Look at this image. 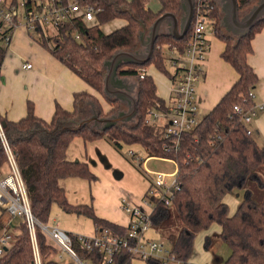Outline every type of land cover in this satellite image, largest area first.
I'll return each instance as SVG.
<instances>
[{
    "label": "trees",
    "instance_id": "obj_1",
    "mask_svg": "<svg viewBox=\"0 0 264 264\" xmlns=\"http://www.w3.org/2000/svg\"><path fill=\"white\" fill-rule=\"evenodd\" d=\"M60 1L67 3L69 0ZM150 1L78 0L81 7L95 10L94 19L87 20L82 14L75 15L51 29L48 37L37 32L38 41L101 93L111 107L105 112L96 95L79 91L74 94L72 110L58 103L51 120H46L36 114L34 103L29 101L23 117L17 120L0 119V171L8 163V153L4 147L6 140L15 157L35 219L34 235L41 264H63L55 257L58 246L43 228L49 221L53 203L66 212L91 218L98 233L109 229L116 235L124 236L128 232V224L123 226L99 216L92 204L71 203L60 185V179L66 177H81L89 181L97 179L88 162L67 158L69 144L77 136L85 141L104 138L117 147L139 144L148 156L176 161L180 188L174 192L170 203L166 204L150 195L151 186L145 195L155 204L151 212L153 228L163 232L160 234L167 240L171 254L183 264H191L189 260L194 252L196 236L214 223L221 227L219 237L231 249L222 264H264V146L248 133V127L240 116L234 114L235 104L248 110L256 103L249 94L256 88L259 76L249 63L248 56L253 52V38L264 28V17L245 36L238 38L224 27L219 0H206L209 4L206 12L214 35L225 42L221 56L239 76L201 122L183 132L177 145L164 136L161 126L146 122L149 111L164 109L167 101L158 95L151 75L141 76V68L154 64L170 76L168 61L158 46L174 42L182 47L190 35L194 19L182 39L169 34L164 23L148 62L122 63L118 67L117 77L134 86L132 92L137 98V114L133 120L120 121L106 129H99L93 122L75 127L79 120L89 117L94 111L100 117H106L128 109L126 101L105 92V61L119 51L143 50V26L149 32L162 14H183V0H159L158 10L149 6ZM237 1L243 15L258 0ZM115 19L125 20V23L111 32H105L102 26ZM7 49L0 40V67ZM237 188L244 189V195L231 215L224 198ZM16 220L15 229L13 227L6 232L8 243L0 255V264H34L35 243L27 217L22 215ZM176 223L179 224L178 228H175ZM69 234L81 261L91 264H132L133 257L126 249L115 252L112 262H109L104 250H87L82 247L76 234ZM210 245L208 236L205 246L209 248ZM147 263L161 264V261L151 258Z\"/></svg>",
    "mask_w": 264,
    "mask_h": 264
},
{
    "label": "crops",
    "instance_id": "obj_2",
    "mask_svg": "<svg viewBox=\"0 0 264 264\" xmlns=\"http://www.w3.org/2000/svg\"><path fill=\"white\" fill-rule=\"evenodd\" d=\"M156 1L157 3H149L154 10L160 8V1ZM117 20L121 22L116 28H119L125 23V20L122 19H115L112 23L118 22ZM165 26L166 28L168 26L166 22ZM30 33L31 31L22 25L15 30L12 41L7 49L5 59L0 67V119L8 118L10 120H17L23 117L27 113L28 102L32 101L35 105L36 114L46 120H51L58 103L66 109H73L74 94L79 91H88L96 95L101 101L104 109H110V104L101 93L87 83L75 71L57 59L50 49L34 40ZM209 43L210 49L205 64V74L198 82L196 89L199 111L203 108L212 109L231 88L239 76L235 68L221 56L225 48V42L214 35L211 40L209 39ZM252 44L253 52L249 54L248 61L259 76V82L254 92L256 94L255 100L261 102L264 101V28L255 35ZM29 62L32 63L33 66L31 68H24L23 64ZM145 68L147 69V74L153 77L157 85L158 95L168 101L171 96L172 87L170 76L160 71L154 64H150ZM247 126L252 130V135L256 140L264 146V112H260ZM102 140H104V138L85 141L80 136L75 137L69 144L67 158L69 160L86 161L90 164L91 169L97 173L104 168V170H106V177L109 176L108 178L110 180L116 181L115 183H110L112 187H115L118 182H121L120 179H122L125 174L118 169V167H120L119 164L113 163V161L111 162L110 160V155L114 153V149L112 148L110 153L107 154L106 152L110 150L111 146L109 143L103 142ZM124 145L128 147L130 155L131 151H134L143 157L137 159L132 156L138 161L146 173L150 175L147 170L150 169L147 163L154 157L148 156L145 149L139 144ZM155 159L165 160L162 158ZM1 171L6 174L5 167L2 168ZM142 178L140 174V181L138 180L137 184L134 183V187L135 185L136 187L133 188L131 192L132 199L130 198L138 204H144L146 199L145 194L151 186V183L147 181V179ZM97 181L98 177L93 181L81 177H66L60 179V185L65 189L67 198L71 203H90L99 216L126 226L129 222V217L121 207L120 197L122 191L120 188L117 189L118 197L114 205L109 203V207L100 206V213L96 210L98 203L94 199L96 196L94 197L92 194V185L97 183ZM116 188L117 187H115V191ZM93 189L94 192H96V186ZM224 200L229 205L230 214L232 215L237 210L242 198H240L239 192L235 193V191H232L226 194ZM16 219L12 218L7 212L0 208V238L6 236L8 229L13 227L15 229L14 223L17 221ZM46 226H58L68 233L76 235L93 236L97 234L96 227L91 218L73 212H66L56 203L52 205L51 215ZM220 231L221 227L218 224H213L208 230L202 231V233H205L206 236H210L212 232L214 236L218 237ZM149 235L159 237L160 233L153 228ZM51 241L53 240L51 239ZM198 245L200 246V241ZM208 252H202L200 254L196 248L195 241L194 252L189 263H223L224 258H220L219 261H217L214 259L213 254ZM55 257L59 261L62 259L64 262L61 263L63 264H73V262H76L74 264H81L78 259L74 258L69 252L63 250L59 246L58 253Z\"/></svg>",
    "mask_w": 264,
    "mask_h": 264
},
{
    "label": "built area",
    "instance_id": "obj_3",
    "mask_svg": "<svg viewBox=\"0 0 264 264\" xmlns=\"http://www.w3.org/2000/svg\"><path fill=\"white\" fill-rule=\"evenodd\" d=\"M196 3L198 5L193 17V28L184 45L179 47L174 42H167L158 46L170 66L171 96L164 109H151L146 118L147 123L161 126L164 129V136L170 139L174 145L179 143L183 132L193 129L202 120L198 116L199 105L196 99V89L198 82L205 74V64L210 49L208 25H211V21L206 12V8L209 6L207 1L196 0ZM21 8L23 9L21 12L23 26L31 32H41L45 37L50 35L51 29L75 15L82 14L87 20H92L95 16V10L92 7H81L78 0H69L67 3H62L60 0H0V40L7 48L15 30L21 25L19 21ZM76 38L79 39L78 34H76ZM32 66L30 62L23 64L24 68ZM146 74L147 69L141 68V76ZM249 95L255 100L254 90ZM260 112H264V101H256L255 105L248 110L239 104L234 105V114L240 116V120L246 126ZM0 131L2 133L1 121ZM248 133L252 134L250 128H248ZM4 147L8 153L10 170L6 174L0 171V208L14 219L22 215L27 217L35 243V261L37 264H41L34 235L35 219L30 210L25 185L6 140ZM131 156L137 159L143 158L134 151H131ZM151 157L169 160L175 164V168L171 172L147 169L152 176L149 194L169 204L174 192L180 188L177 163L173 159ZM154 205L148 196L144 204L135 203L129 197H125L121 201V207L129 217L126 235H116L109 229H105L93 236L77 235V239L87 250L95 248L104 250L109 262H112V255L115 252L126 249L131 253L133 259L148 261L153 258L160 260L161 264H183L181 260L171 254L170 247L165 240L149 235L153 229L151 212ZM43 228L56 245L69 252L81 264H91L89 261H81L78 258L73 248L72 237L67 231L58 226L47 227L44 225ZM7 243L8 237L2 236L0 238V255Z\"/></svg>",
    "mask_w": 264,
    "mask_h": 264
},
{
    "label": "water",
    "instance_id": "obj_4",
    "mask_svg": "<svg viewBox=\"0 0 264 264\" xmlns=\"http://www.w3.org/2000/svg\"><path fill=\"white\" fill-rule=\"evenodd\" d=\"M223 12V24L226 30L233 35L241 38L245 36L259 19L264 17V0H258L250 9L241 15L237 0H219ZM196 0H183V14L176 16L167 12L162 14L147 30L143 26L141 32V43L145 47L137 51H119L113 57L105 61L107 68L105 76V92L113 97L128 103V109L121 110L116 114L100 117L97 112L76 123V128L93 122L99 129H106L117 124L120 121H131L137 114V98L133 94V84L117 77V69L122 63H139L148 62L154 51L155 42L161 32L162 24L167 23L168 33L176 39H182L187 34L195 13ZM34 264H37L34 261Z\"/></svg>",
    "mask_w": 264,
    "mask_h": 264
},
{
    "label": "rangeland",
    "instance_id": "obj_5",
    "mask_svg": "<svg viewBox=\"0 0 264 264\" xmlns=\"http://www.w3.org/2000/svg\"><path fill=\"white\" fill-rule=\"evenodd\" d=\"M150 3H157L156 0H151ZM150 6V5H149ZM151 7V6H150ZM23 9H20V14H19V21L21 22V25L23 26V18H22V12ZM118 22H108L107 24H104L102 26V29L106 32H111L113 31L114 28H116L118 26V24H120V20H117ZM20 25V26H21ZM115 30V29H114ZM31 37L38 41V33L35 31H32L31 33ZM214 37V34L212 32V26L208 25V39H212ZM39 42V41H38ZM40 43V42H39ZM168 65V64H167ZM168 70H169V65L167 66ZM108 108V107H107ZM105 110V109H104ZM108 111V109H106ZM105 110V112H107ZM209 112V109H205L203 108L202 110L200 109L199 111V118L202 119L207 113ZM103 142H107L110 144L111 148L110 150H108L106 153L109 154L110 151L112 150V148L114 149V153H112L110 155L111 157V162L113 161V163H117L120 165V167H118V169L120 171H122L125 176L120 179L121 182H118V184L115 186L116 191H115V187H112V185H110V183H115V180H110L108 177H106L105 172L106 170H104V168H102L101 171L95 172V174L98 177V181L97 183L92 185V194L95 197L94 199L96 200V202L98 203L97 205V211H99L100 213V206L101 207H105L108 206L109 207V203L113 204L115 203V200L118 197L117 194V189L120 188V190L122 191V195H121V201L123 198L125 197H129L132 199L131 197V192L133 190L134 187V183L137 184L138 180L140 181V174L144 179H147V181H149L151 183L152 181V176L148 175L146 173V171L142 168V166H140V164L138 163L137 160H135L130 154H129V149L127 146L122 145L121 147H117L116 145H114L112 142H109L108 140L104 139L102 140ZM116 151V152H115ZM147 166L150 168V170H161V171H167V172H171L174 170L175 168V164L170 162V161H166V160H158V159H151L148 163ZM5 167V171L6 173H8L9 169V165L8 163L4 164L2 168ZM139 172V173H138ZM135 178V179H134ZM142 178V179H143ZM119 180V181H120ZM98 184V185H97ZM96 186V192H94V189ZM98 186V187H97ZM235 193L239 192L240 193V198H243L244 195V189L241 188H237L234 190ZM57 204V203H56ZM58 205V204H57ZM216 224V223H214ZM179 224L176 223L175 228H178ZM212 226V225H211ZM159 233L161 232L163 234V232L161 230L158 231ZM212 232L210 234V239H211V245L209 248H206L204 243H205V239L207 236L205 233L201 234L199 233L196 236V248L199 251V253L201 254L202 252H210L211 254H213L214 259L219 261L220 258H224V260H226L228 258V256L231 253V249L230 246L228 245V243H226L221 237H216V236H212ZM161 239L165 240L167 245L169 246L167 240L161 236H159ZM200 241V246L198 245ZM208 252V253H209ZM60 262H64L62 259ZM76 262H73V264ZM132 264H148L147 261H142L139 260L137 258H134L132 261Z\"/></svg>",
    "mask_w": 264,
    "mask_h": 264
}]
</instances>
